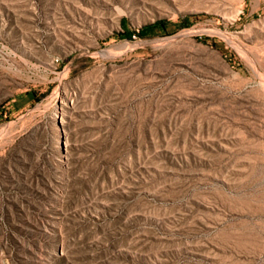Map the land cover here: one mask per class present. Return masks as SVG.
I'll use <instances>...</instances> for the list:
<instances>
[{"label": "rangeland", "instance_id": "obj_1", "mask_svg": "<svg viewBox=\"0 0 264 264\" xmlns=\"http://www.w3.org/2000/svg\"><path fill=\"white\" fill-rule=\"evenodd\" d=\"M0 264H264V0H0Z\"/></svg>", "mask_w": 264, "mask_h": 264}]
</instances>
